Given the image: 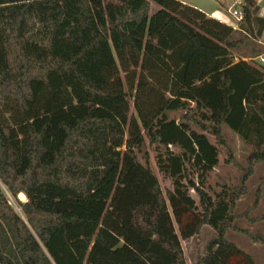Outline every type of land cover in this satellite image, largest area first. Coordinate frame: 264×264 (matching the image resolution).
Returning <instances> with one entry per match:
<instances>
[{
  "label": "trees",
  "instance_id": "obj_1",
  "mask_svg": "<svg viewBox=\"0 0 264 264\" xmlns=\"http://www.w3.org/2000/svg\"><path fill=\"white\" fill-rule=\"evenodd\" d=\"M258 11L244 0L233 30L177 0H0V182L17 208L0 189V264H183L203 226L194 264H255L225 233L264 245L235 224L264 219L260 188L234 213L264 162ZM223 125L250 152L210 194Z\"/></svg>",
  "mask_w": 264,
  "mask_h": 264
},
{
  "label": "rangeland",
  "instance_id": "obj_2",
  "mask_svg": "<svg viewBox=\"0 0 264 264\" xmlns=\"http://www.w3.org/2000/svg\"><path fill=\"white\" fill-rule=\"evenodd\" d=\"M183 2L189 6L195 7L206 12L209 15L215 14L222 17L224 20L232 22V18L226 12V6L230 5V0H177ZM223 3V7L220 3ZM262 13H264V0L259 1ZM158 7L151 3V12L157 10ZM260 42H264V38L260 39ZM236 57L237 54H236ZM239 58V57H238ZM238 58H235L237 61ZM264 59V55L260 56ZM260 58L255 59V64H264ZM130 115H135L132 103L130 104ZM178 114H172V117L178 118ZM222 134L229 147L231 157H228L226 150L223 148L219 149L218 160L219 163L216 168L211 171L206 179V189L210 194L218 192L219 185H235L237 183V177L239 171L236 165L245 166V159L250 152V148L243 143L238 136L230 130L227 126L223 125ZM213 141V139H210ZM144 150L149 156L150 167L153 174L156 176L162 193L165 194L166 190L171 189V181L164 178L158 171L156 166V153L154 150L145 145ZM141 154L138 155L141 159ZM230 161H227V160ZM247 193L239 201H237L234 213L241 214L245 209L253 203L255 192L257 188H260V197L256 209L250 214L252 217L264 216V162L257 163L254 168V172L251 177L247 180ZM190 196L197 202V197L194 192H190ZM17 209V208H16ZM235 224L243 229L260 233L264 235V219L257 220L254 223H249L245 218H239ZM213 237V231L208 226H203L198 235L193 236L187 240L181 241V246L184 253L183 264H194L195 259L200 256L203 252L206 242ZM227 241L235 244L238 248L248 253L253 259L255 264H264V245L253 244L248 238L236 231L228 230L225 233Z\"/></svg>",
  "mask_w": 264,
  "mask_h": 264
},
{
  "label": "built area",
  "instance_id": "obj_3",
  "mask_svg": "<svg viewBox=\"0 0 264 264\" xmlns=\"http://www.w3.org/2000/svg\"><path fill=\"white\" fill-rule=\"evenodd\" d=\"M230 5L226 6V12L227 14L232 18V22H228V26H230L233 30H239V24L243 20V8H244V0H230ZM261 61H264V59L260 58ZM0 189L2 193L5 196L7 204L10 206L15 207L13 199L5 186L0 182ZM17 210V209H16Z\"/></svg>",
  "mask_w": 264,
  "mask_h": 264
},
{
  "label": "crops",
  "instance_id": "obj_4",
  "mask_svg": "<svg viewBox=\"0 0 264 264\" xmlns=\"http://www.w3.org/2000/svg\"><path fill=\"white\" fill-rule=\"evenodd\" d=\"M257 1V4H258V7H259V11H258V16L260 17V18H262V19H264V13H262V9H261V6H260V3H259V1L260 0H256ZM183 3V2H182ZM183 4H185V3H183ZM187 5V4H186ZM195 8V7H194ZM200 10V9H199ZM202 11V10H201ZM202 12H204V11H202ZM208 17H212V18H215V19H217V20H219V21H221V22H223V23H225V24H228V22L229 21H226V20H224L222 17H220V16H218V15H215V14H212V15H209V14H207L206 12H204ZM262 38H264V32H262V34H261V37H260V39H262ZM261 41V40H260ZM261 43H264V42H261ZM262 56V55H261ZM258 58H260V57H258ZM257 59V58H256ZM244 60H247V59H244ZM255 60V59H254Z\"/></svg>",
  "mask_w": 264,
  "mask_h": 264
},
{
  "label": "water",
  "instance_id": "obj_5",
  "mask_svg": "<svg viewBox=\"0 0 264 264\" xmlns=\"http://www.w3.org/2000/svg\"><path fill=\"white\" fill-rule=\"evenodd\" d=\"M17 200L21 203H25L26 202V197L24 196L23 193H18L17 195Z\"/></svg>",
  "mask_w": 264,
  "mask_h": 264
}]
</instances>
